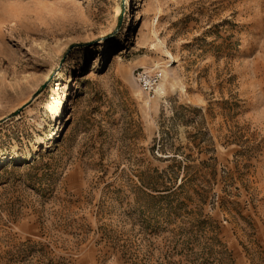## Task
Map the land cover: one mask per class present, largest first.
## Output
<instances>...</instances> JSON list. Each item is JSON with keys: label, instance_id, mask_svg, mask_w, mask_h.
Masks as SVG:
<instances>
[{"label": "rangeland", "instance_id": "1", "mask_svg": "<svg viewBox=\"0 0 264 264\" xmlns=\"http://www.w3.org/2000/svg\"><path fill=\"white\" fill-rule=\"evenodd\" d=\"M0 264H264V0H0Z\"/></svg>", "mask_w": 264, "mask_h": 264}, {"label": "built area", "instance_id": "2", "mask_svg": "<svg viewBox=\"0 0 264 264\" xmlns=\"http://www.w3.org/2000/svg\"><path fill=\"white\" fill-rule=\"evenodd\" d=\"M136 83L146 93H153L160 84L163 73L161 69L146 70L138 68L134 73Z\"/></svg>", "mask_w": 264, "mask_h": 264}, {"label": "bare ground", "instance_id": "3", "mask_svg": "<svg viewBox=\"0 0 264 264\" xmlns=\"http://www.w3.org/2000/svg\"><path fill=\"white\" fill-rule=\"evenodd\" d=\"M71 81V76L69 77V82ZM158 91H161V87L159 86L158 88ZM60 106H63V109H64V103H63V101H61L60 103H59V108H60ZM60 110H61V108L60 109H58V113L60 112ZM62 116V115H61ZM40 141H41V139H40Z\"/></svg>", "mask_w": 264, "mask_h": 264}, {"label": "water", "instance_id": "4", "mask_svg": "<svg viewBox=\"0 0 264 264\" xmlns=\"http://www.w3.org/2000/svg\"><path fill=\"white\" fill-rule=\"evenodd\" d=\"M37 93H38V91H36V92L33 94L32 98H33Z\"/></svg>", "mask_w": 264, "mask_h": 264}]
</instances>
